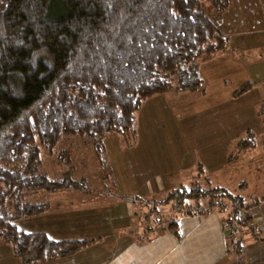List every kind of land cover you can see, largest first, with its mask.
Instances as JSON below:
<instances>
[{
    "label": "trees",
    "instance_id": "16d2710c",
    "mask_svg": "<svg viewBox=\"0 0 264 264\" xmlns=\"http://www.w3.org/2000/svg\"><path fill=\"white\" fill-rule=\"evenodd\" d=\"M231 3L0 0V238L23 264L75 254L101 239H54L18 227L19 220L50 209L48 202L35 201L37 193L86 190L83 180L72 174L50 178L42 172L43 151L55 150L66 137L80 136L100 140L99 153L113 132L134 144L136 114L146 99L173 90L205 94L202 64L231 46V37L212 21L205 4L220 14ZM255 86L247 82L232 97ZM260 141L248 129L236 152L256 148ZM198 171L204 172L202 167ZM216 199H229L235 207L219 212L226 213V255L242 258L247 236L259 234L244 199L219 187L196 186L177 188L165 201L192 206V201L210 204ZM206 209L181 208L177 215L214 211ZM164 229L180 234L175 219ZM254 264H264V259Z\"/></svg>",
    "mask_w": 264,
    "mask_h": 264
},
{
    "label": "rangeland",
    "instance_id": "374dc122",
    "mask_svg": "<svg viewBox=\"0 0 264 264\" xmlns=\"http://www.w3.org/2000/svg\"><path fill=\"white\" fill-rule=\"evenodd\" d=\"M205 7L210 18L219 22L213 16L218 12L207 4ZM224 13L219 14L223 15L221 19H224L233 35L237 34L231 42L232 50L233 44L236 45L238 41V32L254 30L256 23L254 20H248L249 22L242 24L241 21L249 16L240 14L237 4L232 16L226 17L228 14ZM221 26L226 28V25ZM224 30L226 32V29ZM225 54L226 52H221L215 57ZM255 54L253 49H248L241 55L237 50L232 51V57L237 61H251L257 56ZM210 61L202 64L201 72L203 77L208 70L216 73L212 79L206 75L210 81L207 89L209 94H214L215 101L207 102L208 100L204 101L201 96L193 95V92L182 90L154 95L146 99L136 114L139 131L134 144L129 143L123 134L113 132L105 137L102 150L98 153L96 144L100 140L69 136L63 139L55 150L43 151L41 170L50 178H62L66 174H72L76 179L83 180L81 182L85 191L92 192L87 194L88 203L93 202L94 205H100V208L110 206L106 204L114 200V195L116 197L126 194L123 199L134 206L136 225L150 231L164 228L177 218V212L181 208L200 210L204 206L208 208L206 211L235 209L229 199H216L210 204L192 201V206H186L187 203L180 205L174 200L166 202L167 196L177 188L211 186L225 189L244 199L245 208L253 216L259 234H252L254 237L247 236L244 242L247 252L242 258L236 254L222 256L216 250L214 255L216 254L217 264H254L255 261L264 259V142L260 141L256 148L242 153L236 152V144L246 135L248 129H251L259 140H264V97L255 99L256 92L264 96V81L256 82L259 78L257 68L253 67L247 72L243 67L239 68V63L236 65L238 69L227 75L231 81L223 86L218 75L226 70L217 67V60ZM247 82L256 83L255 93L252 92L250 98L242 99L243 102L241 98L235 97H232L231 102L222 101L226 94L229 99L230 94ZM149 128V133L157 131L158 134H163L167 142L154 134L144 136V129ZM198 167H202L204 172L200 174ZM192 168H195L193 176L183 180L180 175ZM176 175L179 176L175 177ZM102 191L111 193L109 196L99 194L103 193ZM127 196L134 202L127 199ZM139 196L141 199H136ZM62 198L68 207V194ZM37 200L35 201L38 202ZM258 202L260 204L254 205ZM225 214L220 215L224 217ZM54 223V220H42L30 224L28 220L23 219L19 220L17 225L30 232L39 231L50 224L53 226ZM231 230L232 228L228 233ZM142 231L143 229L139 232ZM4 241V238H0V246L8 245Z\"/></svg>",
    "mask_w": 264,
    "mask_h": 264
},
{
    "label": "crops",
    "instance_id": "0c3cea01",
    "mask_svg": "<svg viewBox=\"0 0 264 264\" xmlns=\"http://www.w3.org/2000/svg\"><path fill=\"white\" fill-rule=\"evenodd\" d=\"M236 4L239 7L240 14L242 13L244 17L246 15L249 16L245 17V19L242 18V24L254 20L256 28L251 31L241 30L238 32V41H236V45L233 44L232 50L229 48L223 52H226L225 55L218 58L216 56L212 59L217 60V67H223L226 70V72L218 75L223 86H226V83L231 81L227 75L236 71L238 69L236 65L239 63L241 64L239 68L243 67V70H247V72H250V69L253 67L257 68L259 78L256 82L260 83L264 81V0H232V6L228 12L224 13V15L228 14L226 17L233 15L232 12L235 10ZM213 16L219 22L211 18L212 21L222 32L231 37L232 42L234 36L237 34L233 35L229 31L230 27L225 23L224 19H221L223 15L220 16L219 13H214ZM221 25H226V28H222L224 26ZM224 29H226V32ZM252 32L254 35H252ZM248 49H253L256 53L255 55H257L251 61H243V59L237 61L232 57V51L236 52L237 50L241 55L242 52ZM215 74L208 70L206 75L212 79ZM206 75H204V79L207 82L208 88L210 81ZM255 89L256 87L238 99L241 98L243 102L242 99L250 98ZM224 92L226 93L225 90ZM193 95L197 97L201 96L204 101L208 100L207 102L215 101L213 99L214 94H209L208 89L205 94L198 95L197 93H193ZM230 95L231 97L228 99L229 96L226 94L225 99L222 101L231 102L232 94ZM263 97L262 94L256 92L255 99ZM145 115L146 113L144 112V118ZM144 118L143 121L145 122ZM146 122L148 123L149 120ZM177 129L179 128L177 127ZM144 130L146 133L141 132L144 136L154 134L158 137L160 136L162 141L165 140L167 142L163 134H158L157 131L149 133L150 128ZM158 146L160 145L158 144ZM158 155L156 156L158 157ZM194 170L195 168H192L180 176H183V180L188 179L193 176ZM177 176L179 175L175 177ZM102 192L99 194L110 195V193H106L105 191ZM67 194L68 207H66V202L62 198V196H67ZM87 194H92V192L66 189L56 193L36 194L35 200L38 199V202H48L50 209L42 215L26 220L30 224L31 222H41L42 220H54L55 223L53 226L50 224L45 228H40L41 230L39 231L32 230L30 232H45L50 238L54 239L97 237L101 239L92 246L75 254L34 264H217L216 254L214 255L216 250L217 253L226 256L227 236L223 228L224 219L220 215L222 213L219 210L201 215L187 216L178 214L175 220L178 222L180 234L177 236L164 228L153 229L152 231L145 227L139 228L136 225L134 206L123 199V195L126 194L116 195L117 198L114 195V200L106 204L110 206L102 208H100V205H94L93 202L88 203ZM136 228L139 229L136 230ZM142 229L143 231L148 230V232H139ZM4 242L8 244L6 241ZM0 264L23 263L14 255L12 248L8 244L0 246Z\"/></svg>",
    "mask_w": 264,
    "mask_h": 264
}]
</instances>
